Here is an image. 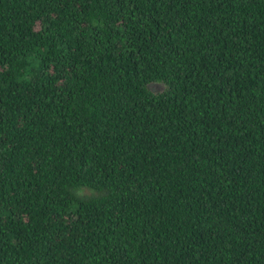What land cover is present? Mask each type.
Listing matches in <instances>:
<instances>
[{
	"label": "trees",
	"instance_id": "trees-1",
	"mask_svg": "<svg viewBox=\"0 0 264 264\" xmlns=\"http://www.w3.org/2000/svg\"><path fill=\"white\" fill-rule=\"evenodd\" d=\"M0 264H264V0H0Z\"/></svg>",
	"mask_w": 264,
	"mask_h": 264
}]
</instances>
